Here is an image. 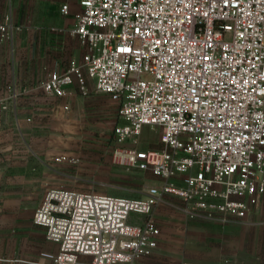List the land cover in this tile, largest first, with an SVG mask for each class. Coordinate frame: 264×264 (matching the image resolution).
<instances>
[{"label":"built area","instance_id":"1","mask_svg":"<svg viewBox=\"0 0 264 264\" xmlns=\"http://www.w3.org/2000/svg\"><path fill=\"white\" fill-rule=\"evenodd\" d=\"M82 61L41 83L50 96L96 92L118 105L113 161L158 184L138 198L53 187L34 214L57 253L37 264H151L165 196L192 218L245 219L264 199V0H77ZM70 14V5L61 8ZM21 26L0 13V43ZM70 76L76 91L68 87ZM0 105L7 109L5 101ZM69 109V104L64 106ZM146 128L160 148L141 149ZM65 157L58 160H65ZM3 261L0 259V262Z\"/></svg>","mask_w":264,"mask_h":264},{"label":"crops","instance_id":"2","mask_svg":"<svg viewBox=\"0 0 264 264\" xmlns=\"http://www.w3.org/2000/svg\"><path fill=\"white\" fill-rule=\"evenodd\" d=\"M21 1L25 2L0 0V13H10L13 23L22 27L13 41L0 43V99L7 104V109L0 105V264H37L43 261V253L59 251L56 243L46 239L45 229L34 224L35 211L46 191L62 187L56 186L55 169L50 164V133L59 113L70 111L96 92L90 79L91 93L85 97L78 94L61 99L41 88L51 72L67 69L73 60L82 61L84 48L70 33L79 9L77 0L66 3L70 14L65 19L60 17L65 16L62 6L60 10L50 7L47 41L33 37L39 27L32 25V11L21 13ZM67 84L76 91L74 76ZM41 143L43 150H39ZM182 224L204 241L199 242L197 256L191 257L186 250L191 241L185 244L182 239H170L167 229L160 228L159 247L149 260L151 264H264V199L245 219L191 218ZM212 234L213 240L205 244Z\"/></svg>","mask_w":264,"mask_h":264},{"label":"rangeland","instance_id":"3","mask_svg":"<svg viewBox=\"0 0 264 264\" xmlns=\"http://www.w3.org/2000/svg\"><path fill=\"white\" fill-rule=\"evenodd\" d=\"M67 2L68 0L21 1V13L32 11L33 20L31 17L28 20L39 27L36 30L37 36H33L35 40L39 36L41 40L50 39L49 9L54 6L60 10ZM60 17L65 19L67 16ZM121 123L117 105L107 95L99 92L93 93L92 97L80 104H75L70 111L59 113L49 140L52 151L50 164L55 169L56 186L138 198L146 194L149 186L158 184L148 174L128 170L113 161L114 150L121 146L116 141L114 130ZM158 136V129L146 128L135 143L143 150L160 148ZM39 150H43L42 143ZM62 157L66 159L58 160ZM182 207L178 198L165 196L158 202L151 217L160 228L167 229L170 239H182L185 244L191 241V248L186 250L191 257H196L199 242L204 241H200L195 231L182 224L183 220L192 218L183 212ZM213 238L212 234L205 244H210ZM226 259L224 258L228 261Z\"/></svg>","mask_w":264,"mask_h":264}]
</instances>
